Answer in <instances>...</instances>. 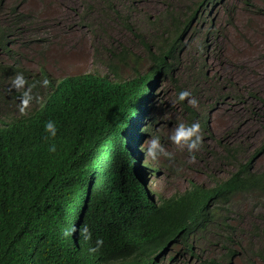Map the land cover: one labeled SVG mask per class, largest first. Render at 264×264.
<instances>
[{
  "label": "trees",
  "instance_id": "trees-1",
  "mask_svg": "<svg viewBox=\"0 0 264 264\" xmlns=\"http://www.w3.org/2000/svg\"><path fill=\"white\" fill-rule=\"evenodd\" d=\"M219 1L198 0L179 9L176 16L167 14L169 28L175 27L174 36L157 53L150 52L154 67L149 74L122 83L95 75L69 77L59 85L60 102L50 112L21 124L0 122V264H175L188 256L200 260L195 248L206 235L216 233V242H224V254L202 264L234 263L239 252L231 243L236 237L227 232L236 234L238 226L230 225V207L237 199L248 197L264 222V167H254L264 152V140L230 177H213V187L192 184L182 194L157 201L135 178L121 144L135 116L151 125L146 130L152 128L156 117L146 106L155 98L154 87L161 76L173 78L174 63L180 64L184 48L182 37L200 7ZM9 16L13 18L10 22L0 21V53L14 56L10 47L17 31L28 34L31 23L27 21L30 16L16 7ZM119 58L125 59L122 54ZM203 78L207 81L208 75L204 73ZM180 105L185 123L199 122L205 132L206 113L188 106L187 100ZM49 121L58 129L55 137L45 131ZM52 145L54 152L50 151ZM218 146L221 152L211 151L218 162L237 161L239 147L222 140ZM110 150L114 151L110 169L99 181L100 173L95 171L98 155ZM202 151L203 146L195 157L201 159ZM85 224L92 232L90 241L79 232ZM73 225L77 232L65 237V229ZM263 229L254 224L248 232L253 236L246 247L248 264L264 262ZM97 239L103 244L98 252L90 253Z\"/></svg>",
  "mask_w": 264,
  "mask_h": 264
},
{
  "label": "rangeland",
  "instance_id": "rangeland-1",
  "mask_svg": "<svg viewBox=\"0 0 264 264\" xmlns=\"http://www.w3.org/2000/svg\"><path fill=\"white\" fill-rule=\"evenodd\" d=\"M196 1L3 0L0 21L10 22L13 19L10 11L16 7L17 11L30 16L27 21L31 25L28 34L17 31L15 44L10 47L14 56L0 55V64L25 70L33 76L42 75L43 66L55 79L91 73L127 81L138 74L149 73L154 67L150 52L157 53L159 46L173 38L175 27L169 28L171 21L167 14L176 16L181 13L179 9L193 6ZM184 34L181 41L184 48L179 54L180 64L174 63L173 78L161 76L154 87L155 98L148 112H152L156 122L146 131L145 127L151 126L147 121L137 131L127 129V135L131 134L135 143H128L125 149L136 155L138 162L134 164L144 173L145 184L155 200L182 194L192 188V184L213 187V177L220 180L230 177L260 149L264 140L262 1L220 0L217 4H204ZM120 54L125 59H120ZM204 73L208 75L207 81ZM182 90L189 91V99L197 101L192 105L187 100L188 106L206 113L208 122L202 144L205 152H201V159H192L186 148H178L165 139L175 159L154 163L145 157L140 147L156 128L166 137L177 123L186 122L180 103L173 106ZM44 92L41 89L38 97ZM17 93L20 92L4 91L0 108L10 113L18 111L13 105V102H21L15 97ZM36 104L30 102L27 109ZM220 140L240 148L237 161L216 160L211 151L221 152ZM100 166L106 170L108 159ZM254 167H264V152L258 156ZM228 215L230 225L238 226L236 234L227 232L237 238L231 243L239 252L233 264H248L250 254L246 247L253 242L252 233L248 232L254 224L264 228V222L258 211H253L248 197L237 199ZM216 240L217 233L203 238L195 248L200 260L188 256L173 263L202 264L208 258L220 259L225 251L221 246L224 242ZM165 261L169 263L170 258Z\"/></svg>",
  "mask_w": 264,
  "mask_h": 264
},
{
  "label": "clouds",
  "instance_id": "clouds-1",
  "mask_svg": "<svg viewBox=\"0 0 264 264\" xmlns=\"http://www.w3.org/2000/svg\"><path fill=\"white\" fill-rule=\"evenodd\" d=\"M10 55L7 52L2 51L0 55ZM13 57V56H11ZM17 64H19V61H16ZM6 69H16L19 70L18 72L8 71L6 72ZM42 75L33 76L26 72H24L16 67H10V66H3L0 64V98L3 99L2 93L5 92H14L17 90L20 93L15 94V97H18L20 104L17 102H13L14 106L17 107L16 112L10 113L3 108H0V122L4 124H10L14 121L15 124H21L25 123L27 119L33 117V116H39L41 114H46L50 112L59 102H60V96L58 95V87L63 82L64 79L69 77H77L81 75H74V76H68L64 78L55 79L51 75L47 74L45 71V67L42 66ZM112 72L116 74L114 71V68H112ZM150 73V72H149ZM147 73V74H149ZM142 74V75H147ZM82 75H88V76H99L104 79H107L108 81L112 83H122L126 80H120V79H113L111 76H100L98 74H82ZM139 75V74H138ZM137 76V75H136ZM135 79V78H133ZM133 79H129L127 81H131ZM11 80V82H10ZM12 86V90H10ZM44 89V93L42 97H38V92ZM191 97V93L187 90L180 91L176 100L173 102V106L176 103H183L185 100H188V102L192 105H196L197 101L195 99H189ZM153 100V99H152ZM37 102L36 106L32 107L31 109H27L29 104ZM9 104V103H8ZM152 106V102L148 103L146 106V109L148 107ZM144 109H140V113L143 114ZM149 111V109H148ZM143 117L140 115H137L133 118L130 126L128 128H136L135 131L140 129V127H144L145 122L142 119ZM137 121V123H135ZM127 129L125 130V138L121 141L123 147H124V153L125 158L132 163V167L136 172L135 177L140 183H143L148 192L151 194L149 188L145 184V177L144 173L138 171L137 167L134 163L138 162L136 159V155H134L131 151L127 152L125 149V146L129 144H134L135 141L130 135H127ZM57 127L54 122L49 121L45 124V131L50 134V136L55 137L57 134ZM146 131V129H144ZM150 137L145 140V142L141 145L140 150L144 153L145 157L150 159L154 163L160 162L162 159L167 160L169 162L174 161L175 159V153L173 151H170L168 147H166L164 140L166 139L169 141L172 145L181 148V149H187V151L192 154V159H195V153L200 150L203 144V129L199 122H192V123H184L179 122L171 129V131L165 136L162 135L161 130L159 128H156L154 131L150 132ZM136 138V136H135ZM129 147V145H128ZM50 151H55V146L52 145L50 147ZM127 152V155H126ZM114 151H109L108 153H101L98 155V164L95 168V171L98 173H103L104 171H107L110 169V166L103 170L102 166H100V163L106 159H108V165L111 163V157H113ZM103 171V172H102ZM143 175V178H140ZM102 177L101 174L98 176V180L101 181ZM103 180V179H102ZM97 182V179L96 181ZM152 195V194H151ZM153 197V195H152ZM160 199V198H159ZM157 201V200H156ZM77 232V228L75 225H73L71 228L65 229L63 235L65 237H72L74 233ZM80 235L85 241H90L92 239V232L89 229V227L85 224L83 225L80 230ZM103 244V241L101 239L96 240V247L89 248L90 253H96L99 251L100 246Z\"/></svg>",
  "mask_w": 264,
  "mask_h": 264
}]
</instances>
